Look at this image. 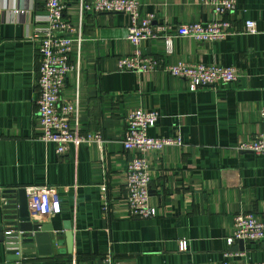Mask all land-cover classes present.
I'll return each mask as SVG.
<instances>
[{
    "label": "crops",
    "instance_id": "obj_1",
    "mask_svg": "<svg viewBox=\"0 0 264 264\" xmlns=\"http://www.w3.org/2000/svg\"><path fill=\"white\" fill-rule=\"evenodd\" d=\"M235 1L223 19L237 31L199 41L177 30L217 20L211 4L138 0L141 17L153 16L155 26L166 25L174 35L171 52L162 37L141 43L143 54L162 62L141 72L118 66L136 49L127 38L128 15L82 11L81 0H71L64 14L83 41L73 44L61 98L77 106L72 125L83 134L101 132L105 141L102 147L72 144L59 154L56 144L41 139L44 128L37 119L38 37L48 31L45 0H0V224L6 222V191L52 186L61 212L34 217L52 226L53 235L65 223L74 234L72 254L63 235L56 246L50 239L49 253L36 248L21 260H11L0 240V264H264L263 243H228L237 214H264V156L241 149L264 135V0ZM247 20L255 22L256 33L245 32ZM181 62L233 66L240 77L194 91L188 80L164 71L166 64ZM136 108L160 113L151 137L183 142L146 154L150 201L157 209L151 218L131 216L127 200L126 172L135 154L123 141L127 113Z\"/></svg>",
    "mask_w": 264,
    "mask_h": 264
},
{
    "label": "built area",
    "instance_id": "obj_2",
    "mask_svg": "<svg viewBox=\"0 0 264 264\" xmlns=\"http://www.w3.org/2000/svg\"><path fill=\"white\" fill-rule=\"evenodd\" d=\"M67 2L68 0H45L47 12L45 20L48 24V31L38 37L40 95L37 100V119L44 128L40 137L42 140L56 144L59 154H65L72 144L96 143L102 147L105 141L101 132L83 134L78 126L72 125L71 121L77 114V106L72 102L62 101L61 98L66 77L72 70L70 57L76 41L75 28L64 14ZM93 2L84 4L82 10L97 13L125 12L129 17L128 39L136 49L133 54L118 60L121 70L150 72L160 68L162 62L154 56L143 54L140 46L144 40L162 37L166 41L168 52H171L174 35L170 34L166 25L155 26L153 16L141 17L138 0H96L93 6H90ZM205 2L213 6L218 16L217 20L208 23L184 24L178 28V36H189L199 41H214L224 39L237 31L230 20L223 19L226 14L235 10V0H205ZM245 32H257L254 21H246ZM164 71L188 80L190 89L194 91L200 88L232 84L240 77L239 70L233 66L205 63L166 64ZM261 116L264 119V105L261 109ZM159 118L158 111H147L142 108L132 109L126 116L127 129L123 143L127 150L134 151L135 154L126 172L127 200L130 215L133 217L151 218L157 215V209L150 201L152 176L146 157L147 152L162 150L167 145L183 144L180 138L158 139L149 135V129L157 125ZM241 149L264 156V135L257 136L247 144H242ZM25 189L28 206L33 215H54L61 212L62 206L56 188L35 185L25 187ZM102 193L103 210L107 212L109 201L104 187ZM237 240L260 241L264 244V214H237L234 218V233L228 243L231 245ZM180 244L181 250H187V241L183 240ZM225 264L236 263L226 261Z\"/></svg>",
    "mask_w": 264,
    "mask_h": 264
},
{
    "label": "water",
    "instance_id": "obj_3",
    "mask_svg": "<svg viewBox=\"0 0 264 264\" xmlns=\"http://www.w3.org/2000/svg\"><path fill=\"white\" fill-rule=\"evenodd\" d=\"M11 193H17L18 197L12 196ZM4 198L6 199L3 205L6 222L0 224V240L6 242L11 260L30 258L35 255L32 253L36 252V248L40 253L43 251L49 253L50 249L46 247L50 239L54 237L52 244L56 246L60 244L59 238L63 235L67 237V252L72 254L74 234L71 227L65 223L63 230H59L54 235L51 234L53 227L43 224L41 217H34L31 213L25 188H20L18 191L8 190ZM244 242L240 240L241 246Z\"/></svg>",
    "mask_w": 264,
    "mask_h": 264
},
{
    "label": "rangeland",
    "instance_id": "obj_4",
    "mask_svg": "<svg viewBox=\"0 0 264 264\" xmlns=\"http://www.w3.org/2000/svg\"><path fill=\"white\" fill-rule=\"evenodd\" d=\"M70 1L71 0H68V2L65 4V10H64V12L66 11V9H67V6H68V4L70 3ZM94 1V0H93ZM93 1H91V2H93ZM96 1V0H95ZM94 1V2H95ZM91 2H89V3H91ZM94 2L92 3V4H90V6H93V4H94ZM89 3H87V2H83V0H81V3H80V7H81V9L83 8V6H84V4H89ZM92 10H94V9H92ZM82 11H87V10H82ZM91 12H93V11H91ZM94 13H97V12H94ZM99 13V12H98ZM120 13H125V12H120ZM74 26V25H73ZM128 27H129V22H128V24H127V31H128ZM74 28H75V31H76V27L74 26ZM127 34H129V33H127ZM74 37H75V39H76V43L78 42H81V41H83V37H81V36H79L78 38H77V36H75V32H74ZM127 38H128V35H127ZM148 56V55H147ZM70 59H71V57H70ZM72 66V65H71ZM244 144H247V143H244ZM257 154V153H256ZM253 242H260V241H253ZM264 242V241H263ZM262 243V242H261ZM181 245V244H180ZM236 264H248V263H236Z\"/></svg>",
    "mask_w": 264,
    "mask_h": 264
},
{
    "label": "trees",
    "instance_id": "obj_5",
    "mask_svg": "<svg viewBox=\"0 0 264 264\" xmlns=\"http://www.w3.org/2000/svg\"><path fill=\"white\" fill-rule=\"evenodd\" d=\"M262 119H263V118H262ZM263 120H264V119H263ZM126 129H127V126H126ZM150 129H151V128H150ZM150 129H149V130H150ZM123 145H124V143H123ZM124 147H125V146H124ZM125 150H127V149L125 148ZM127 151H130V150H127ZM134 157H135V155H134ZM134 157H133V158H134ZM133 158H132V159H133ZM234 218H235V217H234Z\"/></svg>",
    "mask_w": 264,
    "mask_h": 264
}]
</instances>
